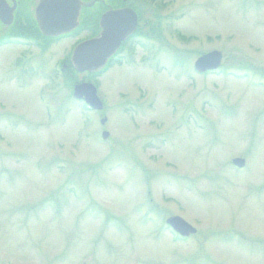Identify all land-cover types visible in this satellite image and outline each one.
Returning a JSON list of instances; mask_svg holds the SVG:
<instances>
[{
  "label": "rangeland",
  "instance_id": "374dc122",
  "mask_svg": "<svg viewBox=\"0 0 264 264\" xmlns=\"http://www.w3.org/2000/svg\"><path fill=\"white\" fill-rule=\"evenodd\" d=\"M130 5L155 40L96 76L61 64L99 6L45 51L0 55V264H264V0ZM212 51L219 69L197 74ZM168 216L196 234L177 238Z\"/></svg>",
  "mask_w": 264,
  "mask_h": 264
},
{
  "label": "water",
  "instance_id": "95a60500",
  "mask_svg": "<svg viewBox=\"0 0 264 264\" xmlns=\"http://www.w3.org/2000/svg\"><path fill=\"white\" fill-rule=\"evenodd\" d=\"M81 0H39L35 8L34 19L37 28L45 37H59L76 30L79 26ZM137 26L136 15L129 9L104 13L98 23L99 34L77 44L71 53L70 63L79 73L99 72L107 61L119 49L121 43L129 37ZM222 55L212 51L197 58L193 64L196 73L216 71L220 67ZM75 100H83L92 110H102V103L96 95V88L90 83H79L73 87ZM106 119H102L103 125ZM107 133L102 134L106 139ZM232 165L241 169L243 159L235 158ZM165 224L182 238L196 234V229L178 216H170Z\"/></svg>",
  "mask_w": 264,
  "mask_h": 264
},
{
  "label": "flooded vegetation",
  "instance_id": "af4514ba",
  "mask_svg": "<svg viewBox=\"0 0 264 264\" xmlns=\"http://www.w3.org/2000/svg\"><path fill=\"white\" fill-rule=\"evenodd\" d=\"M38 2L39 0H0V55L4 54L5 56H7L8 61L10 58L9 55H11V50H13L15 47L25 49L35 48L37 50L45 51L48 41L67 39L75 34V30L69 34L54 38L45 37L43 34H41L34 19L35 8ZM114 2L116 3L118 2V0H92L88 6H85L83 4L82 7V9L86 7L87 9L93 8V10H96L99 6L98 11L101 14L100 18L104 13L121 9H129L136 15L137 26L134 32L121 43L120 48L107 61L104 67L113 65L118 60L123 59L124 55L126 54L124 51H128L134 45L137 46L139 42L143 40H155V37H153V35H155L153 33V29L151 31L150 25H148L146 21L143 25H141L140 12H137L134 9V6L130 5V0H120L117 5ZM81 15L82 14L80 11L79 25L82 19ZM98 23L95 33H93L94 29L92 30L90 25L89 27L87 26V29L84 31H92V36L86 38L85 40L93 38L99 34L100 30L98 27ZM68 61V64H61L62 73L69 70V66L71 67V70H73V67L70 64V57ZM12 62L13 64H15L14 60ZM96 113L99 114L101 113V111H98ZM100 121L101 120H99V123ZM105 125L106 121L104 125L100 126L105 127Z\"/></svg>",
  "mask_w": 264,
  "mask_h": 264
},
{
  "label": "trees",
  "instance_id": "16d2710c",
  "mask_svg": "<svg viewBox=\"0 0 264 264\" xmlns=\"http://www.w3.org/2000/svg\"><path fill=\"white\" fill-rule=\"evenodd\" d=\"M83 24H84V23H83ZM79 29H80V28H79ZM79 29H78V30H79ZM235 64H237V65H244V64H241L240 62H235ZM67 72H71V73H73V74H77L75 71L71 70V67H70V66H69V70H68ZM99 73H101V72H99ZM99 73H97V74H99ZM97 74H87V75L93 77V76H96ZM64 75L67 76V74H64ZM77 75H78V74H77ZM71 80H72V79H71ZM71 84H75L74 80L71 81ZM215 264H217V263H215Z\"/></svg>",
  "mask_w": 264,
  "mask_h": 264
},
{
  "label": "bare ground",
  "instance_id": "6f19581e",
  "mask_svg": "<svg viewBox=\"0 0 264 264\" xmlns=\"http://www.w3.org/2000/svg\"><path fill=\"white\" fill-rule=\"evenodd\" d=\"M34 15H35V13H34Z\"/></svg>",
  "mask_w": 264,
  "mask_h": 264
}]
</instances>
